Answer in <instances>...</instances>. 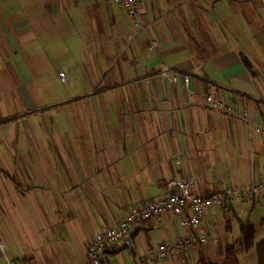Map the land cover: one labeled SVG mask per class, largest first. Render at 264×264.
I'll return each mask as SVG.
<instances>
[{
    "label": "crops",
    "instance_id": "crops-1",
    "mask_svg": "<svg viewBox=\"0 0 264 264\" xmlns=\"http://www.w3.org/2000/svg\"><path fill=\"white\" fill-rule=\"evenodd\" d=\"M137 1L146 14L139 32L118 0L0 6L3 36L24 30L18 40L28 43L27 59L14 53L15 69L0 70L12 78L9 88L0 84V264H89L94 235L167 194L169 179L190 178L200 195L264 181V138L250 125L264 123V0ZM59 29L76 70L68 80L59 70L63 92L43 98L27 70L46 51L42 34ZM164 68L180 83H169ZM210 92L237 116L210 111ZM263 205L264 191L245 206L212 207L195 229L172 213L140 221L131 244L100 263H223L226 246L240 242V222L253 224L254 243L264 236ZM190 235L208 241L155 258L158 245Z\"/></svg>",
    "mask_w": 264,
    "mask_h": 264
},
{
    "label": "built area",
    "instance_id": "built-area-1",
    "mask_svg": "<svg viewBox=\"0 0 264 264\" xmlns=\"http://www.w3.org/2000/svg\"><path fill=\"white\" fill-rule=\"evenodd\" d=\"M118 4L129 17L135 31L145 30L146 14L137 0H118ZM162 72L169 83H180L179 75L175 71L164 68ZM59 76L63 79L64 73H59ZM183 84L187 86L186 75L183 76ZM204 99L213 113L237 116L234 106L223 96L210 92L204 96ZM241 116H246V113L243 112ZM250 125L252 131L264 138V123L250 122ZM192 184V180L184 176L169 179L165 183L167 194L156 196L140 205L129 207L117 225L94 235L87 250L88 263L101 264L100 256L107 250L119 244L129 246L131 244L130 228L140 221H146L164 213H172L181 216L182 224L185 227L195 229L212 207L224 204L245 206L252 203L254 198L264 191V181H258L247 189L215 188L206 195H200L193 191ZM207 241V236L190 235L174 243H162L156 248L155 258L162 259L177 256L192 249L198 243H206ZM147 263L152 264V260L148 259ZM5 264L19 263L15 260H7Z\"/></svg>",
    "mask_w": 264,
    "mask_h": 264
},
{
    "label": "rangeland",
    "instance_id": "rangeland-1",
    "mask_svg": "<svg viewBox=\"0 0 264 264\" xmlns=\"http://www.w3.org/2000/svg\"><path fill=\"white\" fill-rule=\"evenodd\" d=\"M21 6L26 7L29 5V0H0V6H4L5 8H11L12 6ZM6 15V19H7ZM29 15H26V17ZM44 15H39V18L43 19ZM42 23H46L48 21L40 20ZM64 29H59L55 31H47L42 34L41 36V43L42 47L46 49L45 52L38 53L39 58L37 66L34 64L29 65L27 73L31 74L36 78L35 81H32L31 88L38 90V88H42L40 95L43 98H46L47 96H50L48 91L49 89H53L56 91V93L60 94L63 92V88L65 83L61 82L60 78L58 77V72L60 73L62 70L65 74H67L66 79L69 78V72L71 73L73 70H76V62L74 57L69 54L72 48V42L68 40L67 43V32ZM0 30V56L3 58V62H0V70L4 71H10L12 72L15 69V62H12V56L13 54L20 53L21 59L25 57L27 59L28 55V43H19L18 37L23 35L24 30H20L17 32H14L11 28L7 29L6 33L9 35V38H6L3 36ZM57 33L58 36L54 34ZM48 33V34H47ZM20 36H19V35ZM51 38V41L49 38ZM12 41H14L19 46L15 47L16 51H14V46L12 45ZM50 41V43H49ZM48 50V51H47ZM73 50V49H72ZM20 51V52H19ZM67 51H69L67 53ZM74 51V50H73ZM71 53H73L71 51ZM29 59V58H28ZM68 59L72 60L74 59L73 63L69 64ZM24 73V71H22ZM22 73V74H23ZM1 75V74H0ZM12 78H3L0 76V84L2 85V88L7 89L9 88V80ZM48 89V90H47ZM264 210V205L261 206ZM261 209V211H262ZM258 234V233H257ZM236 253L237 258L239 260V264H257L256 262V255L254 250H251L249 252H246V250L243 247V244L241 242L237 243L236 245ZM231 264V263H226Z\"/></svg>",
    "mask_w": 264,
    "mask_h": 264
},
{
    "label": "trees",
    "instance_id": "trees-1",
    "mask_svg": "<svg viewBox=\"0 0 264 264\" xmlns=\"http://www.w3.org/2000/svg\"><path fill=\"white\" fill-rule=\"evenodd\" d=\"M227 205V204H226ZM240 242L246 251L254 247L257 264H264V236L254 243V226L249 221L239 223ZM239 264L236 249L233 246H226L223 263H215L200 256L195 264Z\"/></svg>",
    "mask_w": 264,
    "mask_h": 264
}]
</instances>
